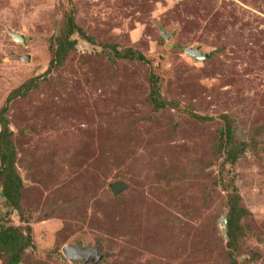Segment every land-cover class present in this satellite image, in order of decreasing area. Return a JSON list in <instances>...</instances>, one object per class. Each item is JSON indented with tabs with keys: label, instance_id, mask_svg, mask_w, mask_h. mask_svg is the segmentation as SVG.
<instances>
[{
	"label": "rangeland",
	"instance_id": "rangeland-1",
	"mask_svg": "<svg viewBox=\"0 0 264 264\" xmlns=\"http://www.w3.org/2000/svg\"><path fill=\"white\" fill-rule=\"evenodd\" d=\"M71 15L94 41L75 33L53 65ZM5 106L23 189L14 208L0 182V225L33 237L19 264H264V0H0ZM78 244L101 260L69 259Z\"/></svg>",
	"mask_w": 264,
	"mask_h": 264
},
{
	"label": "trees",
	"instance_id": "trees-1",
	"mask_svg": "<svg viewBox=\"0 0 264 264\" xmlns=\"http://www.w3.org/2000/svg\"><path fill=\"white\" fill-rule=\"evenodd\" d=\"M75 33L80 34L86 40L93 42V38L89 37L82 28H80L75 20L74 15L70 16L69 19V30L64 39L58 41V51L56 57L53 59V65L58 64L62 61L64 55L69 52L72 47L76 46V40L71 38ZM118 57L139 59L146 61V57L133 50L122 53L116 46H113ZM153 87V100L158 107L164 106L165 103L159 102L161 99V91L154 78ZM20 90L16 91V94L11 97V100L16 97ZM9 107L5 106L0 112V124L2 130L0 132V182L3 187L4 197L7 199V204L14 208H20L23 180L19 174L16 162H17V152L13 141V131L10 127V121L7 117ZM204 119V118H202ZM233 127L230 122H228L227 127L221 131V137H225V143L221 145L222 148L228 149V155L230 160L236 161L237 156L232 150L233 146ZM224 141V138H223ZM241 195L235 192L229 201L228 205V217H229V245L235 248V245L239 239V225L240 221L247 215L248 210L241 205ZM1 208V201H0ZM33 245V237L30 233L25 234L23 230L14 226L0 225V257H7L10 264H19L22 261L23 254L26 249ZM234 264H238L237 260L234 258Z\"/></svg>",
	"mask_w": 264,
	"mask_h": 264
},
{
	"label": "water",
	"instance_id": "water-1",
	"mask_svg": "<svg viewBox=\"0 0 264 264\" xmlns=\"http://www.w3.org/2000/svg\"><path fill=\"white\" fill-rule=\"evenodd\" d=\"M11 34L15 37V39L17 41H23L24 43H26V39L24 37V35L15 32L13 30H10ZM187 54L195 56L197 58H205L206 56H203L202 53L198 50V49H194V48H189L187 50ZM220 225L223 228L224 234L226 236L227 239H229V217H228V211L222 216L221 220H220ZM64 253L65 255L71 259V260H85V261H89V259L91 257H94L96 259V261H100L101 257H99V248L96 249H92V248H88V249H84L82 248L79 244L75 247L73 246H66L64 248Z\"/></svg>",
	"mask_w": 264,
	"mask_h": 264
},
{
	"label": "flooded vegetation",
	"instance_id": "flooded-vegetation-1",
	"mask_svg": "<svg viewBox=\"0 0 264 264\" xmlns=\"http://www.w3.org/2000/svg\"><path fill=\"white\" fill-rule=\"evenodd\" d=\"M90 259L93 260V257H91ZM90 259H89V260H90Z\"/></svg>",
	"mask_w": 264,
	"mask_h": 264
}]
</instances>
